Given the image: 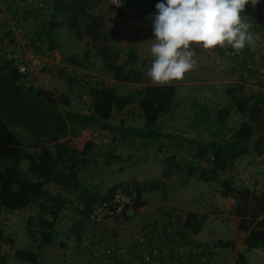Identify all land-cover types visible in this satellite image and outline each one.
Returning <instances> with one entry per match:
<instances>
[{"label":"trees","instance_id":"trees-1","mask_svg":"<svg viewBox=\"0 0 264 264\" xmlns=\"http://www.w3.org/2000/svg\"><path fill=\"white\" fill-rule=\"evenodd\" d=\"M164 0H136L133 12L142 16L156 14V4ZM103 0H50L47 6L48 19L40 23L33 31L35 41L46 40L53 49V39L58 38L60 30L69 33L76 41L86 39L89 45H84L83 56L70 55L66 65L80 67L81 61L93 51L100 62V73L120 83H137L133 65L136 61L133 50L126 51V60L120 61L121 52L112 45H118L120 37L112 29H105L109 18L99 11ZM44 8V7H43ZM107 11H113L107 7ZM117 12V11H116ZM132 12V13H133ZM110 14V13H109ZM118 18L128 17L123 13L115 14ZM193 49V46H190ZM40 50V48H35ZM219 53L220 50H217ZM72 79L67 76L68 86ZM224 95L227 105L214 112L213 129L209 139L203 143L193 139H181L176 135L165 133L158 129V119L168 115L175 104V87L173 85H147L133 95L119 97L114 88H95L90 91V101L87 113L68 109L67 99L54 98L50 93L25 87L21 76L11 62L0 57V215L2 209L18 211L35 203L40 216L37 235L31 232L27 236L32 244L40 249L53 248L61 243L63 233L58 231L56 215L64 210L65 200L49 195L44 184H52L63 189H75V201L80 208L75 211L77 219L71 223L65 236L80 243L83 234L84 221L92 206L98 201L109 197L117 188L127 186L138 194H150L161 190L162 183L158 180L129 182L115 185L105 196L97 191L80 187L78 173L85 165L84 159H74L67 149L59 143L72 128L88 129L102 127L112 135V140L122 143L128 141H147L159 143L163 140L184 142L193 151L192 158L197 163L208 164L206 173L210 178L223 173L238 157L246 154L249 142L254 135V129L264 118V94L252 93L246 95L242 85L226 87ZM135 100L142 120L141 128L124 126L122 121L110 124L112 107L121 110L125 105ZM192 113L196 124H206L209 109L200 105ZM231 112L237 114L242 121L227 136V119ZM12 129L21 130L34 139L38 152L29 151L16 138ZM115 135L117 137H115ZM114 137V138H113ZM124 141V142H123ZM115 142V141H114ZM256 154L264 163V145L257 148ZM117 160L114 155H108L107 162ZM172 158L163 163L169 165ZM27 163L26 169L21 168V162ZM178 168L179 165H175ZM195 167L187 166L185 174L190 176ZM233 197L235 206L233 216L236 218V229L245 234L244 247L247 251L261 250L264 252V186L257 195L246 188L232 189L227 183L221 184V196ZM158 200H164L159 198ZM143 201L136 208L142 207ZM136 211V210H135ZM51 218L50 221L43 217ZM56 218V220H55ZM30 220L27 221V227ZM184 227L193 234L201 228V221L195 213H186ZM13 241L3 235L0 228V244L12 245ZM13 258L27 264H34L37 254L15 250ZM0 264H6V259L0 254Z\"/></svg>","mask_w":264,"mask_h":264},{"label":"rangeland","instance_id":"rangeland-1","mask_svg":"<svg viewBox=\"0 0 264 264\" xmlns=\"http://www.w3.org/2000/svg\"><path fill=\"white\" fill-rule=\"evenodd\" d=\"M26 7L23 11L20 5ZM50 4V0H42L43 9L37 10L33 1L28 0H0V57L7 56L9 50L15 44H23L25 48H40L45 51L43 54V67L41 72L30 83L35 90L45 91L50 93L54 98L64 97L67 99V108L80 113L88 112V103H74L69 99V88L67 82L66 67H73L66 65V58L70 55L77 57L83 56V47L88 45L86 39L76 41L72 36L60 30L58 38L53 39L54 47L50 49L46 40L35 41L33 39V31L37 26L48 19L47 6ZM107 4H101L99 11L109 18L111 24L108 21L105 22V29H112L116 31L120 37L118 45H112V48H117L121 52L120 61L126 60V51L128 49L137 50L136 61L133 65V70L138 71L139 77H144L142 80L145 83H151L147 80L145 72L151 66L152 56L149 53L147 44L144 42V36L147 40L155 39L153 35V16H142L137 11L130 14L128 17L118 18L115 16L117 13L113 11H107ZM110 13V14H109ZM138 27L144 29L141 34L134 29ZM148 33V35H147ZM140 36V39H138ZM264 49V44L258 42ZM197 46V45H196ZM135 47V48H134ZM204 54V53H202ZM263 51L260 52V55ZM93 51H90L86 60L81 61L80 67H75L82 72L90 73L100 77V62L95 57ZM257 64V60H254ZM104 81V80H103ZM140 81V80H139ZM102 80H99L100 85ZM174 82V81H172ZM140 83V82H139ZM185 88V86H181ZM188 89V88H187ZM248 95L252 94L246 92ZM177 98L173 106L172 111L165 116L158 119V129L176 135L181 139H193L205 143L210 137V131L213 129V117L214 112L220 109L222 106L227 105V98L224 92L219 89L213 96V100H197L189 102L188 94L185 90H178L176 92ZM201 103V104H200ZM194 105H200L208 107L209 118L206 124L193 121L192 113L195 111ZM125 113V119L122 120L124 126H132L134 128L142 127V120L139 115L136 103H130ZM114 119V122L113 120ZM118 115L115 114L108 120L110 124H117L119 122ZM242 121L237 114L231 112L227 119L228 136L232 129H235ZM113 122V123H112ZM15 133V130L12 129ZM100 128H88L82 133L86 144L99 147L97 150V159L94 166L101 164L102 172L99 178L98 192L100 195L105 196L107 191L115 185H123L129 182H141L140 180L146 177H152L151 180H158L162 183L161 190L150 194H143L142 201L145 206L152 207L158 215L159 208L161 206L166 207V203L172 206H167L174 211L184 215L188 212L195 213L198 219L201 221V228L197 234L192 233V238L195 242L204 244L210 250L211 255L215 258V264H264V252L261 250L247 251L244 247L245 234L236 229V218L233 216V208L235 206L233 197L231 195L227 197L221 196V184L227 183L232 189L246 188L251 194L257 195L264 186V163L261 158L257 156V148L264 145V118L260 125L255 127L254 135L250 139L248 151L246 154L238 157L223 173L218 174L214 178H210L206 173L208 164L205 162L197 163L193 158V151L184 142L172 140H163L153 147V151L149 154L152 158L151 164L153 165L148 171V176L144 177L142 174L141 165L144 160V151L146 146L137 145L133 142H124L115 139L112 140V135H104ZM95 135V136H94ZM115 137H117L115 135ZM114 138V137H113ZM93 139V143L90 144ZM83 141L81 146L69 145L66 147L67 152L75 150H86ZM33 143V142H32ZM31 143V144H32ZM62 145V144H61ZM34 148L35 145L33 146ZM72 149V150H70ZM96 149V148H95ZM121 149V150H120ZM150 152V149H148ZM119 155L124 157L119 163L114 160L107 162L108 155ZM172 158L169 165L163 162L167 158ZM135 159L134 164L128 165L126 163L131 162V159ZM84 159V158H79ZM86 160V159H84ZM88 160H86L87 162ZM88 164V163H87ZM179 165L175 168V165ZM81 169L80 173L87 174L88 170ZM187 166L195 167V171L190 175H186L185 171ZM99 169V168H98ZM83 170V171H82ZM92 180V179H91ZM149 180V179H148ZM93 185V184H92ZM94 187V188H96ZM57 197L52 193V196ZM162 198L164 200H158ZM166 202V203H165ZM72 199L70 195L66 196L64 210H61L56 215V218L63 220L64 228H60L58 225V219L55 225L58 231L63 233L61 240L66 245L65 249L60 248L59 244L55 245L52 250L46 255L36 245L32 244L29 240L27 233L31 232L32 235H37L38 226L40 223V216L37 212L35 203H31L23 214L11 217L9 221H3V217L0 218V228L4 236L16 235V244L5 245L0 244V254L5 257L7 264H15L11 261L10 255L15 250H22L26 252L34 253L38 256V263L42 264V260L51 259V262L56 264H79V243H75L73 239L66 240L65 234L67 232V226L75 220V209L72 211L71 204ZM163 203V204H162ZM143 205V207H144ZM159 207V208H158ZM17 213L19 211H7L2 209L1 213ZM140 212L129 213L128 216L117 219L115 222H109L111 225L109 230L116 233L119 236L118 242L120 244H130L135 237L139 234V231L143 225L148 222V219H143L139 216ZM145 217V215H144ZM264 217V215L262 216ZM50 221L51 218L43 217ZM30 220V224L27 227V221ZM108 223V222H106ZM106 223L104 224L107 228ZM66 227V228H65ZM66 229V230H65ZM122 237L124 239H122ZM122 239V240H120ZM120 240V241H119ZM26 242L27 244H24ZM29 246L30 249L26 246ZM2 246V249H1ZM40 253V255H39ZM19 264V263H17Z\"/></svg>","mask_w":264,"mask_h":264},{"label":"built area","instance_id":"built-area-1","mask_svg":"<svg viewBox=\"0 0 264 264\" xmlns=\"http://www.w3.org/2000/svg\"><path fill=\"white\" fill-rule=\"evenodd\" d=\"M28 1H33L37 10L43 9L42 0ZM135 1L103 0L115 11L126 16L132 14ZM20 6L23 11L26 10L25 6ZM253 14L264 21V0H260ZM212 50H220L223 57L237 61V85L251 84L254 81L251 72L255 77L264 78V67L254 65L256 57L261 58V49L254 51L248 60L244 58V50L237 54L230 46ZM44 53L42 49L38 51L35 48H25L23 44H15L4 59L12 63L25 87H33L30 82L41 72ZM66 68L69 72L67 76L73 80L68 86L69 99L74 103H89L90 91L101 87L100 77L75 67ZM142 197L143 194H138L133 188L122 186L92 206L84 221L79 243V264H215V258L208 247L195 242L192 232L184 227L185 215L167 206L159 208L158 215L141 227L130 244H116L114 232L105 228L104 224L115 222L139 210L140 207L136 206L142 201ZM57 223V226L64 228L62 220Z\"/></svg>","mask_w":264,"mask_h":264},{"label":"crops","instance_id":"crops-1","mask_svg":"<svg viewBox=\"0 0 264 264\" xmlns=\"http://www.w3.org/2000/svg\"><path fill=\"white\" fill-rule=\"evenodd\" d=\"M253 12H254V8L249 4L246 6V11L242 15L247 16V22L252 25V28L250 29V31L252 32L253 38L256 41V50L261 49V52L263 51L261 58L257 59V64H255L256 62H254V65L255 66L261 65L264 67V49H263V47H261L260 44H258L259 41L262 42V44H264V21L256 18V16L253 14ZM134 30L140 34L142 32H144V29H140L138 27H135ZM147 35H148V33H147ZM143 38H144L145 44H147L146 47L149 49V53L151 54V51H150L151 43L149 42L150 40H147L146 35ZM138 39H140V36H138ZM192 46H193V49L195 50V53H196V55L193 57V59L196 61L195 70H193L189 73H185V77L183 80L174 81V82L171 81V82H168L166 84H160V85H173L175 87V97L176 98H177L176 92H178V90L182 89V90H185L186 93L188 94L189 102L193 101V99L194 100L195 99L202 100V101L205 100L206 102L207 101L211 102L213 100V96L215 95V93L219 89H221L223 91L226 87L236 86L239 83V78L237 77V66H238L237 61L229 60V59L223 57V55H221V53H219L215 50H212V49L211 50H202L201 46H199V45H197V46L192 45ZM131 48L128 50H132ZM133 51L137 53V50L136 51L133 50ZM253 52L254 51L252 49L246 47L244 49V58L247 60L251 59V55ZM136 53H135V56H139V54H136ZM202 53H204V54H202ZM152 59H153V57H152ZM135 74H136V77L138 78V80H140L137 83L115 82L112 79L105 77L101 74V76H100V79L102 80L101 86H102V88H107V87L114 88L116 91V95L119 97H123V96H129L131 94L133 95L136 91L142 90V88L144 86L157 85V84H154L147 75L145 76V78L147 80L151 81V83H145L142 80V78H144V77H142V76L139 77V73L136 70H135ZM145 74H147V72H145ZM250 75L252 77H254L253 78L254 81L251 82V84H243L242 85L244 93L246 95H248L246 92L264 94V78L261 79V78L255 77L253 72H251ZM181 86H185V88H182ZM131 103H136V102L133 99ZM128 107H129V104L125 105L121 110H118L116 107H112L110 117L112 118L114 115V112H115V114L118 115L117 120H119V121L126 120L128 122V118L125 119V116H124L125 113H123V112H126ZM206 108H208V107H206ZM111 120H113V122H114V119H111ZM129 127H132V126H129ZM92 128H94V127H92ZM97 128H100L102 130L101 131L102 134L109 136V133L107 131H105L102 127L99 126ZM14 130H15L14 134H15L16 138L21 141V143L24 145V147L26 149H28L29 151L38 152V149L33 147L34 146V139L32 136L28 135L27 133H25L21 130H18V129H14ZM84 130L86 131V129L72 128L68 132L67 136L64 139H61L59 141V143L62 144L63 147H65V148L69 145L81 146V141L84 140V138L81 135L84 132ZM90 142H91L90 144H92L94 142L93 139ZM130 142H133L137 145L141 144L143 146H146V150L144 151V156H145L144 160H147V161L142 162V165L140 168L142 170L141 171L142 174L144 173V177L148 176V174H149L148 171L153 166L151 164V160H150L152 158H150L151 156L149 154L151 153V151H153V149H151V148L155 147L157 143L140 141V140H136V141L130 140ZM83 144L86 148V150L84 152H83V150H75V147H74L73 151H68V152H69L70 156L74 159L84 158V159L88 160L87 162L85 161L86 166L84 167V170H88L89 174H88V172H86L87 174H85V172L83 174H81L80 172L78 173V182H79L80 187L98 192V190H97L98 187H96V185L99 183V178L97 179V177H101V174H103V172H104V171L102 172V168L100 167L101 164H99V166H94L96 164V160H98L97 159V150L99 149V147L95 146L96 143H93L94 145L91 146V145L86 144L85 141H83ZM148 149H150V152L148 151ZM70 150H72V149H70ZM114 156L117 157V160H114L116 163H119L120 161L125 160V159H123L124 157H119L118 154L114 155ZM134 160L135 159L132 158L131 162H128L126 164H128V165L134 164V162H135ZM26 167H27V163L22 161L21 162V168L24 170V169H26ZM148 179L151 180L153 178L152 177H146L140 181L141 182L149 181ZM119 185H121V184H119ZM94 187H96V188H94ZM43 189L49 195L52 196V193H54V194H56V196L59 199H63V200L66 199L67 195H70V198L72 199V203H71L72 204L71 207L73 208L72 211L74 209L76 211L77 209L80 208V205L75 201V196L77 193L75 189L70 188V189L61 190L52 184H44ZM166 205L172 206L169 203H166ZM26 208H24L22 210H18L19 212H17V213H8V212L4 213V212H2L0 215V218L3 217L2 222L3 221H9V219L11 217L18 216V214H23L22 211L25 210ZM136 211L140 212L139 216L140 215L142 216V220L145 218V219H148V221H149V220H152L153 218H155L157 215L155 210H153L152 207L145 206V205H144V207H140V209L136 210ZM182 214H184V213H182ZM144 215H145V217H144ZM74 216H75L74 218L76 220L77 219L76 214H74ZM60 219H58V220H60ZM106 225H107L108 229H109V227L111 228V225L115 226L111 223H106ZM66 226H67V228L66 227L65 228L68 230L70 225H66ZM116 235H118L117 232L114 233V236H115L114 240H115L116 244H119V242H118L119 236L117 237ZM7 236H9V238L12 239V241H13L12 245L14 246L16 244L17 236L16 235H7ZM70 239H72V238H70ZM122 239H124V238L122 237ZM122 239H120V240H122ZM24 244H27V243L24 242ZM120 245H121V242H120ZM122 245L126 246L125 243L124 244L122 243ZM2 246H3V244H2ZM2 246H1V249H2ZM26 247H28L30 249V247L28 245ZM41 250H42L43 254L46 255L52 249H44V250L41 249ZM13 253L11 251L10 258H11L12 262H15V264H17V263L27 264V263L15 260L13 258ZM31 253H34V250L33 251L31 250ZM39 255H40V253H39ZM34 264H39L38 258ZM42 264H56V263L54 261L51 262V259L49 258L47 260H44V262L42 260Z\"/></svg>","mask_w":264,"mask_h":264},{"label":"clouds","instance_id":"clouds-1","mask_svg":"<svg viewBox=\"0 0 264 264\" xmlns=\"http://www.w3.org/2000/svg\"><path fill=\"white\" fill-rule=\"evenodd\" d=\"M260 0H164L156 4L150 40L153 57L147 76L154 84L180 81L195 70L191 45L202 50L230 46L237 54L246 47L256 51L252 25L242 15ZM259 59V56L256 57Z\"/></svg>","mask_w":264,"mask_h":264}]
</instances>
